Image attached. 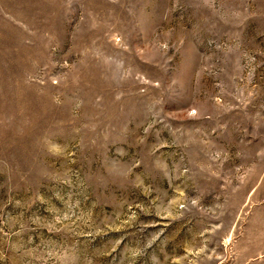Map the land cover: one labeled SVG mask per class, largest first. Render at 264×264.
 I'll return each instance as SVG.
<instances>
[{"label": "rangeland", "instance_id": "obj_1", "mask_svg": "<svg viewBox=\"0 0 264 264\" xmlns=\"http://www.w3.org/2000/svg\"><path fill=\"white\" fill-rule=\"evenodd\" d=\"M0 264H264V0H0Z\"/></svg>", "mask_w": 264, "mask_h": 264}]
</instances>
